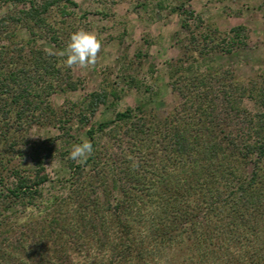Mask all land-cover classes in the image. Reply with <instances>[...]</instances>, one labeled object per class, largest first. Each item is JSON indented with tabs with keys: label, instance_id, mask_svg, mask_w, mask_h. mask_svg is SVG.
<instances>
[{
	"label": "rangeland",
	"instance_id": "obj_1",
	"mask_svg": "<svg viewBox=\"0 0 264 264\" xmlns=\"http://www.w3.org/2000/svg\"><path fill=\"white\" fill-rule=\"evenodd\" d=\"M29 5V0H0V81L15 71L11 78L21 88L38 89L21 119L15 117L20 108L11 106L0 89V189L13 183L14 170L34 174L44 169L48 180L33 204L10 206L7 214L17 218L16 226L3 236L26 235L22 251L28 253L36 222L44 216L40 210L49 214L65 204L70 215L79 206L87 221L78 220L85 228H79V240L91 241L70 249L69 257L74 264H103L110 257L109 242L101 246L98 227L90 229V224L99 223V209L110 203L106 192L113 191L114 165L126 146L130 119L118 120L117 112L131 108L149 125L157 124L182 102L174 85L187 95L202 88L201 79L211 82L216 70L242 80L263 78L264 0H33L39 15L33 20L22 14ZM234 27H241L238 36ZM21 46L24 59L9 63L13 54L5 47ZM28 49L43 52L59 74L41 72L35 83L39 74ZM94 93L100 95L97 103L88 98ZM90 127L95 128L91 139ZM92 142L95 150L88 145ZM93 151L99 163H87ZM71 163L80 167L75 174ZM83 180L82 199L77 189ZM94 201L99 215L92 220ZM29 215L33 224L26 223ZM167 260L162 251L155 262Z\"/></svg>",
	"mask_w": 264,
	"mask_h": 264
},
{
	"label": "trees",
	"instance_id": "obj_2",
	"mask_svg": "<svg viewBox=\"0 0 264 264\" xmlns=\"http://www.w3.org/2000/svg\"><path fill=\"white\" fill-rule=\"evenodd\" d=\"M29 4L22 14L33 20L38 11L33 0ZM43 8L47 11L48 5ZM240 30L234 27L232 32L238 36ZM23 48L5 47L13 54L8 62L24 59ZM28 55L34 73L59 74L40 50L28 49ZM15 73L8 71L0 89L11 106L20 108L15 117L21 119L31 108L29 96L34 97L38 89L33 91L31 84L21 88V82L11 78ZM228 73L216 70L211 82L201 79L202 88L187 95L174 85L182 102L157 124L149 125L131 108L117 112L118 120L130 119L126 146L114 165L118 172L111 178L113 191L106 192L110 203L99 209L93 202L92 220L98 217V209L101 214L99 223L90 224V229L98 227L101 246L109 242L110 257L103 264H156L162 251L170 259L167 264H180L177 258L186 264H264V77L242 80ZM88 98L97 103L100 95ZM105 125L99 124V129ZM94 129L88 131L90 139ZM88 145L95 150L93 142ZM99 159L93 151L87 163L96 164ZM69 167L72 174L80 169L73 163ZM13 176V183L0 189V264H74L69 250H80L91 241L79 240L78 220L86 221L79 206L70 215L65 204L49 214L40 210L44 216L36 222L28 253L22 251L26 235L3 236L16 226L17 218L7 214L10 206L33 204L48 180L44 169L34 174L14 170ZM86 187L83 180L77 189L81 197ZM31 221L29 215L26 223Z\"/></svg>",
	"mask_w": 264,
	"mask_h": 264
}]
</instances>
